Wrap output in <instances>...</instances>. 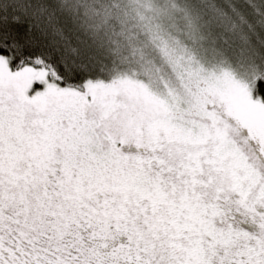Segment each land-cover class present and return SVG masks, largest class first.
Segmentation results:
<instances>
[{
  "label": "snow or ice",
  "instance_id": "obj_1",
  "mask_svg": "<svg viewBox=\"0 0 264 264\" xmlns=\"http://www.w3.org/2000/svg\"><path fill=\"white\" fill-rule=\"evenodd\" d=\"M0 264H264V0H0Z\"/></svg>",
  "mask_w": 264,
  "mask_h": 264
}]
</instances>
